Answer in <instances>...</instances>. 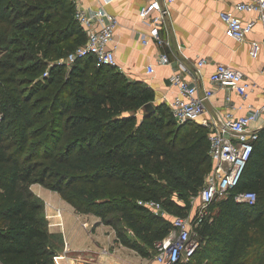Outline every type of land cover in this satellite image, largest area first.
<instances>
[{
	"label": "trees",
	"instance_id": "1",
	"mask_svg": "<svg viewBox=\"0 0 264 264\" xmlns=\"http://www.w3.org/2000/svg\"><path fill=\"white\" fill-rule=\"evenodd\" d=\"M1 23L7 25L0 35L1 264L53 262L58 237L49 231L43 199L29 188L33 182L58 190L79 212L95 211L106 224L112 225L107 214L121 212L154 251L172 222L139 200L189 215L212 167L207 128L177 123L166 102L144 111L155 101L154 88L116 65L99 66L92 55L70 67L59 63L87 39L71 0H0ZM18 75L31 77L27 92ZM102 183L110 195L98 201ZM246 190L256 192L253 204L235 198ZM197 231L203 245L174 264H264V126L238 184L209 205Z\"/></svg>",
	"mask_w": 264,
	"mask_h": 264
},
{
	"label": "crops",
	"instance_id": "2",
	"mask_svg": "<svg viewBox=\"0 0 264 264\" xmlns=\"http://www.w3.org/2000/svg\"><path fill=\"white\" fill-rule=\"evenodd\" d=\"M147 1L82 0V4L84 7H104L117 17L115 37L110 44L115 48L117 66L131 79L143 80L153 87L156 104L169 103L178 94L171 78L176 73H182L188 79L197 77L201 93L205 88H213L214 93L206 100V119H215L218 114L226 113L243 115L264 102V45L258 57H252L250 53L252 41L261 40L264 36V23L258 21L244 40L237 41L225 34V25L219 15L222 10H233L245 19L255 17L253 11L235 9V4L242 0H176L170 4L160 0L169 10L160 31L170 40L171 46L164 48L153 40L143 43L139 37L140 32L148 33L152 27L142 22L139 16V9ZM161 50H166L173 60H182L190 71H182L177 63L160 64L158 55ZM202 56L208 58V63L198 71L195 64ZM218 63L231 65L245 73L252 85L247 96L211 81L210 75ZM148 64L155 65L153 74L148 73ZM252 126L261 129L264 114L253 121ZM29 188L45 203L49 231L57 235L56 248L62 253L59 264H144L145 258L134 249L136 258L140 259L130 261L129 247L118 240L112 225L100 219L91 225L84 222L85 214L58 190L40 182L31 183ZM57 209L61 211L60 216Z\"/></svg>",
	"mask_w": 264,
	"mask_h": 264
},
{
	"label": "built area",
	"instance_id": "3",
	"mask_svg": "<svg viewBox=\"0 0 264 264\" xmlns=\"http://www.w3.org/2000/svg\"><path fill=\"white\" fill-rule=\"evenodd\" d=\"M75 7V18L84 28L87 39L78 45L58 62L66 63L69 67L80 57L92 55L97 65H116L115 48L110 44L115 37L118 19L104 7H84L82 0H71ZM176 0H165L170 4ZM235 9L240 11H253L255 17L245 19L233 10L220 11V18L225 25V34L237 41H242L255 28L258 21L264 23V0H242L235 4ZM168 7L160 0H148L140 9L139 16L142 22L151 24L150 32H140L139 37L143 43L151 40L159 47L171 46L169 39L161 34V26L166 22ZM264 45V36L261 40L251 43L252 57H258ZM180 47V45H179ZM160 64L171 65L177 63L181 70L189 72V67L179 58L173 60L169 53L161 50L158 55ZM208 63V58L202 56L196 62V69ZM147 71L153 74L154 64L147 65ZM264 73V65L262 67ZM45 75L48 71H45ZM173 84L178 88V94L169 101V107L177 123L187 121L200 122L207 128L209 140V155L212 163L207 173L205 182L199 190L197 197L199 205L194 215H175L169 233L155 242L153 251L154 264H174L179 261H188L203 245L197 227L201 217L207 212L209 205L217 198L225 196L229 189L238 184L243 169L254 148V141L258 138L257 126L252 122L264 114V102L250 109L243 115L234 116L232 113L218 114L215 119H206V100L214 93L213 88H205L200 92L197 77L188 79L182 73L172 77ZM213 83L220 87L236 90L242 96H247L252 89L245 73L239 68L225 63H218L210 75ZM235 198L253 204L257 198L254 191H239ZM139 203L153 211H160L163 205L155 199L139 200ZM61 214L57 209V215ZM1 263V262H0Z\"/></svg>",
	"mask_w": 264,
	"mask_h": 264
},
{
	"label": "rangeland",
	"instance_id": "4",
	"mask_svg": "<svg viewBox=\"0 0 264 264\" xmlns=\"http://www.w3.org/2000/svg\"><path fill=\"white\" fill-rule=\"evenodd\" d=\"M6 24H0V35L2 34V31L6 28ZM4 52V48L0 47V56L3 54ZM18 78L21 79L19 85L20 88L25 89V91L27 92L28 90L31 89L32 84L31 81L29 79H31V77L27 76V75H18ZM44 95V92H39L36 96H41ZM35 96V97H36ZM48 103H51V101L49 100ZM155 103V101H154ZM139 117H141V113L140 115H138ZM199 123V122H197ZM41 125V123L37 124L36 126ZM51 129L53 126H50ZM46 133H44L42 136H40L39 138H37L36 140L32 141L31 143H35L36 141H39L40 139H43L44 135ZM45 168H43V166H41L38 170L39 173L42 174V172H44ZM59 176H50L48 178L49 182H55L56 179ZM82 177V176H79ZM65 178V177H64ZM79 185H83L85 187H87L88 189H91V184L84 181V180H79L77 182ZM106 184L102 183V189L100 191V194H98L99 196H97L98 201H102V197L104 196H109V191L106 189ZM174 199L176 201H178L179 203L183 204V201L178 199L176 196H174ZM192 208L189 210V214L190 215H194V213H196L198 205H199V198L197 196H195L194 198H192ZM151 212H153L156 215H160L161 218L165 219L166 221H169L170 223L172 222V219L174 218L175 215L178 214L177 209L175 207H170L167 205H164L163 208L160 211H153L151 210ZM85 214V218H84V222L90 223L89 225H91L96 219H102L100 216H98L95 211L93 212H84ZM107 218L112 220V226L115 228L116 231L120 230L124 233V235L126 236L128 242L125 244L128 250H129V255H130V261L134 262V261H138L136 259H140V258H136V253L134 252V250L138 251L139 253H141V255L145 258L144 259V264H154V260H153V250H152V246L148 245L147 243H145V241L138 237L129 227H127L125 221L123 220L122 216H121V212L119 211H114L111 214H107ZM101 222L106 223V220H101ZM86 223V224H87ZM123 243V242H122ZM124 244V243H123ZM142 248V251L139 249ZM134 249V250H133ZM141 252H140V251ZM61 251L56 248V254L53 256V262L52 264H59V256H60ZM138 255V254H137ZM132 264V263H130ZM142 264V263H140Z\"/></svg>",
	"mask_w": 264,
	"mask_h": 264
},
{
	"label": "water",
	"instance_id": "5",
	"mask_svg": "<svg viewBox=\"0 0 264 264\" xmlns=\"http://www.w3.org/2000/svg\"><path fill=\"white\" fill-rule=\"evenodd\" d=\"M144 111H146L147 113H152L156 110V103L154 102H148L144 105L143 107Z\"/></svg>",
	"mask_w": 264,
	"mask_h": 264
},
{
	"label": "bare ground",
	"instance_id": "6",
	"mask_svg": "<svg viewBox=\"0 0 264 264\" xmlns=\"http://www.w3.org/2000/svg\"><path fill=\"white\" fill-rule=\"evenodd\" d=\"M59 216L61 215V214H58ZM1 264V263H0Z\"/></svg>",
	"mask_w": 264,
	"mask_h": 264
}]
</instances>
